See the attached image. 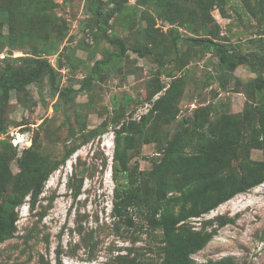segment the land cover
<instances>
[{
    "label": "rangeland",
    "instance_id": "rangeland-1",
    "mask_svg": "<svg viewBox=\"0 0 264 264\" xmlns=\"http://www.w3.org/2000/svg\"><path fill=\"white\" fill-rule=\"evenodd\" d=\"M35 1L19 3L36 12L41 2ZM47 1L50 4L41 22V16H26L25 9L15 20V33L0 37V74L6 68L35 65L38 56L46 58L56 71L53 84L42 73L31 84L3 95L0 122L4 133L0 140L6 143H0V151L9 159L11 173L19 171L26 150L44 166H56L35 205L27 195L16 208L13 236L0 243V264H159L160 231L151 229L132 206L128 208L132 225L114 213V130L139 123L176 77L184 80L176 118L184 116L190 122L197 106L209 103L220 112L237 113L245 101L263 98L264 88L256 90L254 86L264 82V0H226L222 9L213 6L209 10H202L196 0H158L157 4L150 0H97L103 14L109 15L108 34L125 42L127 57L124 68L104 72L101 81L79 90L94 61L117 52L118 47L94 27L89 11L94 0ZM13 3L0 0V6ZM202 26L205 30L217 27L219 42L235 48L246 63L229 70L202 44L187 40L173 48L175 29L183 37H199L204 34ZM8 29L3 25L2 35ZM146 44L150 53L140 57L133 49ZM154 78L164 88L148 100ZM55 85H70L77 91L60 98ZM125 94L132 97L127 104L123 103ZM119 113L118 123L109 122L102 133L79 144L81 133ZM151 123L147 122L141 136L137 128L131 130L135 142L127 162L133 192L148 186L149 172L161 157L156 142H143L144 136H150ZM74 145L79 146L63 160L65 150ZM250 157L263 159L264 151L253 148ZM220 216L229 219L223 226L217 225ZM188 224L195 229H215L211 240L191 255L195 262L230 257L234 264H264V182L189 219Z\"/></svg>",
    "mask_w": 264,
    "mask_h": 264
},
{
    "label": "trees",
    "instance_id": "trees-1",
    "mask_svg": "<svg viewBox=\"0 0 264 264\" xmlns=\"http://www.w3.org/2000/svg\"><path fill=\"white\" fill-rule=\"evenodd\" d=\"M22 1L27 5L32 2L14 0L13 4L7 5L8 8L0 6V37L15 33L14 30H17L15 20L20 18V11L27 9L26 16L30 14L36 15V18L41 16L39 19L41 22L50 4L47 0H36L35 4L41 3L34 12L28 6H20L19 2ZM150 1L159 3L158 0ZM225 3L226 0H196V5L202 10H209L213 6L222 9ZM35 4L34 2L31 4L32 8ZM102 8L97 0L90 4L89 11L94 27L108 42L116 45L118 51L108 52L103 58L96 59L88 73L81 79L77 90L86 88L94 81H101L104 72L111 73L124 68V60L127 57L126 44L116 35L108 34L109 15H104ZM6 24L9 28L8 33L2 35L1 28ZM43 25L48 27L49 24L47 22ZM205 27H201L204 34L199 37H183L175 29L171 45L177 49L181 40L202 44L229 70H234L238 64L246 63L244 58L236 55L235 48L219 42L216 38L217 27L208 30H205ZM133 50L140 57L150 53L147 44ZM36 60L35 65L24 69L6 68L2 71L0 107L4 105L3 95L6 92L31 84L38 80L42 73L47 74L51 83H54L56 71L48 60L40 56ZM156 61L158 64L162 63L160 59ZM154 79L156 80L154 89L146 95L148 100L154 93L164 88L157 78ZM223 86L224 83L221 82L220 87ZM183 87V79L179 77L172 79L165 92L153 102L139 123L130 122V125L114 130L111 165L115 183L113 210L116 215L123 217L122 221L125 224L132 225L134 222L128 213L129 206H132L140 213V219L150 224L151 229L160 231L159 264H234L230 257L208 260L206 263L195 262L191 255L211 240L215 229L207 230L204 226L195 229L188 224V220L200 217L236 194L264 182V158L254 160L250 157L253 148L264 151V97L258 99V102L253 101L254 103L245 101L243 110L237 113L220 112L217 107H210L209 103L197 106L192 111L193 118L190 122L184 116L176 118L179 110L177 104ZM254 87L256 90H262L264 82L261 80ZM54 89L60 98L68 97L77 91L70 85L65 87L55 85ZM131 100L129 94L124 95V104ZM113 104L115 106L114 99L111 105ZM120 119L121 114H115L110 120L104 119L100 126L81 133L79 144L102 133L109 122L118 123ZM149 120L152 122V130L150 136L143 137V142H156V151L161 157L149 172L148 186L140 192H133L129 184L130 165L127 162L128 151L133 149L135 142L131 130L137 128L141 136V131ZM3 133L4 129L0 122V135ZM0 143L6 142L2 139ZM78 146L67 148L62 159L65 160ZM55 166L56 164L44 166L26 150L20 159L19 171L13 175L9 169V159L0 151V243L13 236L17 219L16 208L23 203L27 195L30 196L31 205H35L44 181ZM228 220L227 217L220 216L217 225L223 226Z\"/></svg>",
    "mask_w": 264,
    "mask_h": 264
},
{
    "label": "built area",
    "instance_id": "built-area-1",
    "mask_svg": "<svg viewBox=\"0 0 264 264\" xmlns=\"http://www.w3.org/2000/svg\"><path fill=\"white\" fill-rule=\"evenodd\" d=\"M17 144V143H14V145Z\"/></svg>",
    "mask_w": 264,
    "mask_h": 264
}]
</instances>
